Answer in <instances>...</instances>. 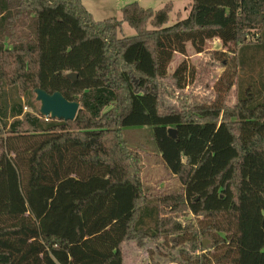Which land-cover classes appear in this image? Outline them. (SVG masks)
Instances as JSON below:
<instances>
[{"label": "trees", "instance_id": "1", "mask_svg": "<svg viewBox=\"0 0 264 264\" xmlns=\"http://www.w3.org/2000/svg\"><path fill=\"white\" fill-rule=\"evenodd\" d=\"M173 9L135 2L99 22L82 0H0V264H124L126 243L183 233L165 208L209 220L211 251L186 264H264V0H192L168 26ZM212 40L234 57L225 96L163 112L175 56ZM171 77L183 91L196 71ZM37 89L78 102L76 119L42 118ZM141 127L181 192H146L123 136Z\"/></svg>", "mask_w": 264, "mask_h": 264}, {"label": "rangeland", "instance_id": "2", "mask_svg": "<svg viewBox=\"0 0 264 264\" xmlns=\"http://www.w3.org/2000/svg\"><path fill=\"white\" fill-rule=\"evenodd\" d=\"M87 9L91 11L96 21L110 18L122 20V9L137 2L144 9L159 11L172 1L174 9L170 13L168 26H173L178 19H186L190 12L192 0H83ZM136 31L124 23L119 38H130ZM233 55L224 48L221 41L212 40L206 44L204 54L195 53L191 45L187 48L186 56L176 55L169 67V78L163 82L160 93L161 109L163 112L182 111L190 106H211L216 98L225 96L223 79L232 74ZM228 61L229 65H225ZM185 62L190 69H195L196 80L188 77V87L178 90L171 77L176 69ZM24 101V99H23ZM36 102V95H35ZM40 112V104L35 103ZM235 104L233 95L229 98V105ZM25 112H32L25 108ZM124 139L130 151L136 153L141 160V180L146 192L157 199L166 195L181 192L182 185L165 165L157 147L153 128H127L123 132ZM167 220L177 222L183 228V233L170 231L165 237L147 240L141 246L135 242H128L123 246L124 264H186L189 258L208 253L211 240L199 236L198 226L202 222L209 223L204 217H197L184 208L179 213H173L171 208H165L162 215ZM202 242L201 248L198 243ZM206 244V247H204ZM204 249L205 251H202Z\"/></svg>", "mask_w": 264, "mask_h": 264}, {"label": "water", "instance_id": "3", "mask_svg": "<svg viewBox=\"0 0 264 264\" xmlns=\"http://www.w3.org/2000/svg\"><path fill=\"white\" fill-rule=\"evenodd\" d=\"M68 79L76 82L78 77L76 74L68 75ZM36 102L40 104V115L42 118L52 120L74 121L80 109L78 102L68 101L61 93L48 94L47 92L37 89L35 90ZM172 138H176L174 129L169 130ZM206 247V244H204Z\"/></svg>", "mask_w": 264, "mask_h": 264}, {"label": "crops", "instance_id": "4", "mask_svg": "<svg viewBox=\"0 0 264 264\" xmlns=\"http://www.w3.org/2000/svg\"><path fill=\"white\" fill-rule=\"evenodd\" d=\"M83 1V0H82ZM83 3H84V1H83ZM84 6L86 7V5H85V3H84ZM87 8V7H86ZM88 10V9H87ZM89 11V10H88ZM90 13H91V11H89ZM93 15V14H92Z\"/></svg>", "mask_w": 264, "mask_h": 264}]
</instances>
